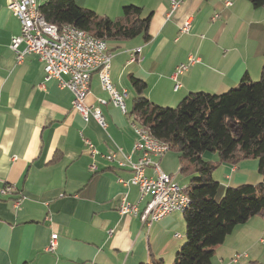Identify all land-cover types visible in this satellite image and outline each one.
Wrapping results in <instances>:
<instances>
[{
	"label": "crops",
	"instance_id": "1",
	"mask_svg": "<svg viewBox=\"0 0 264 264\" xmlns=\"http://www.w3.org/2000/svg\"><path fill=\"white\" fill-rule=\"evenodd\" d=\"M10 1L0 0V188L10 184L15 190L0 194V264H140L151 258L171 264L185 243L183 214L172 212L143 224L140 212L148 197L139 201L137 186L120 181L131 177L130 164L141 155L132 149L137 136L131 79L142 81L143 95L162 107L176 106L191 92H226L245 74L257 80L264 6L253 8L247 0H181L172 9L171 0H74L111 19L128 5L150 16L147 37L108 42L109 77L125 93V114L92 74L85 104L101 110L102 127L92 117L83 120L73 108L71 92L45 78L37 56L17 62L9 43L19 34L20 23L8 8ZM44 2L37 0L38 6ZM187 19L189 31L181 32ZM180 63H188L187 70L175 77ZM85 139L97 154H91ZM175 154L169 164L163 163L166 154L151 159L176 181L181 172ZM257 166L254 159L218 165L212 171L218 182L215 199L227 187L259 183ZM145 173L153 176V167ZM187 185L188 180L183 187ZM123 195L137 205L136 214L118 212ZM52 233L58 235L53 252L46 250ZM236 254L240 256L233 260ZM210 264H264L263 215L236 225L216 247Z\"/></svg>",
	"mask_w": 264,
	"mask_h": 264
},
{
	"label": "trees",
	"instance_id": "2",
	"mask_svg": "<svg viewBox=\"0 0 264 264\" xmlns=\"http://www.w3.org/2000/svg\"><path fill=\"white\" fill-rule=\"evenodd\" d=\"M247 1L253 8L264 6V0ZM38 11L48 23L72 25L107 42L127 41L140 34L147 37L150 20L139 6H124L121 15L111 19L79 7L74 0H45ZM131 84L135 122L165 142L168 151H175L180 172L191 177L184 187L190 200L183 213L185 243L171 264H210L216 247L236 225L264 213V51L257 80L245 74L226 92H191L174 107L149 101L142 81L133 78ZM205 154L217 159L208 160ZM250 159L257 160L261 181L227 187L216 200L218 182L212 171L222 163L236 165ZM140 264L165 263L151 258Z\"/></svg>",
	"mask_w": 264,
	"mask_h": 264
},
{
	"label": "built area",
	"instance_id": "3",
	"mask_svg": "<svg viewBox=\"0 0 264 264\" xmlns=\"http://www.w3.org/2000/svg\"><path fill=\"white\" fill-rule=\"evenodd\" d=\"M181 0H171V8L175 9ZM37 0H11L8 8L20 23L19 34L12 36L9 48L13 52L17 62H22L26 55L33 54L44 63L46 79H56L59 86L67 88L72 96L73 108L79 112L84 121L90 117L105 127V120L98 107L88 106L85 99L89 93L92 74L95 72L99 84L109 96L114 106L120 108L125 114V93L117 91L111 83L109 70L111 66L112 53L109 45H102V38L94 37V41H87L83 36H76L75 32L69 30L52 31L45 26L42 17L40 21L44 24V31H36L30 24V16L33 15L34 3ZM190 28V20L187 19L180 27L181 32H187ZM140 48L134 50L137 54ZM131 57V60H135ZM193 59L189 58L188 63ZM188 63H180L173 74L177 76L187 70ZM179 87L175 84L174 90ZM105 103L104 100H100ZM137 138L133 145V151L141 152L136 162L131 163L132 175L128 180H120L124 185H135L138 188L139 201L148 197L144 206V215L141 222L149 225L166 214L176 212L183 196H177L178 184L172 175L161 171L156 161L151 157H162L166 152L159 146V141H154L153 136H142L135 133ZM91 154L98 151L93 144L85 139ZM109 160L112 155H108ZM148 166L153 167L154 175L145 173ZM95 169L94 165L90 166ZM15 190L13 185L7 184L0 188V194H10ZM137 205L127 200L123 195L118 212L120 214L135 213ZM264 217V213H263ZM58 235L52 233L46 246L47 251H55L57 248ZM240 255L236 254L233 260Z\"/></svg>",
	"mask_w": 264,
	"mask_h": 264
},
{
	"label": "bare ground",
	"instance_id": "4",
	"mask_svg": "<svg viewBox=\"0 0 264 264\" xmlns=\"http://www.w3.org/2000/svg\"><path fill=\"white\" fill-rule=\"evenodd\" d=\"M38 7L39 6L37 2H35L34 7H33V15L30 16L31 27H33L36 31H44V24H45V26L50 27L52 31L69 30L71 32H75L76 36L85 37L87 41H94L93 36L89 35L86 31L76 28L72 25L64 24V25L58 26V25L46 22L43 16L39 13ZM40 17H42L44 24L42 23V21H40ZM102 45H108V42L102 39ZM125 113H126V109H125ZM133 127H134L135 133H137L138 135L151 136L144 128L140 127L137 123L133 125ZM153 140L159 141V146L161 147L162 150H165V152L168 150V146L165 142L159 139H156L154 137H153ZM177 196H183V197H182L181 202L179 203V209L176 212L184 213V211L187 209V207L190 204L189 197L184 193V187H181L178 185ZM137 212H138L137 209H135L134 214H136ZM143 215H144V208L140 212V220L143 219Z\"/></svg>",
	"mask_w": 264,
	"mask_h": 264
},
{
	"label": "rangeland",
	"instance_id": "5",
	"mask_svg": "<svg viewBox=\"0 0 264 264\" xmlns=\"http://www.w3.org/2000/svg\"><path fill=\"white\" fill-rule=\"evenodd\" d=\"M165 154H166V155H165ZM165 154H164L165 156H164V158H163V163H164V164H169V163H171L172 161H171V159H169V158H171L172 156H175L174 158H176L175 151H173V150H169V151H167ZM176 159H177V158H176ZM176 159H174V160L176 161ZM177 170H178V168H177ZM177 176H178V178L176 179L175 182H177V184H178L179 186H181V187H183L184 183H186L187 180H188V183H189V180H190V178H191V177L184 176L182 173L178 174ZM177 176H176V177H177ZM218 200H220V199H218ZM182 214H183V213H182Z\"/></svg>",
	"mask_w": 264,
	"mask_h": 264
}]
</instances>
